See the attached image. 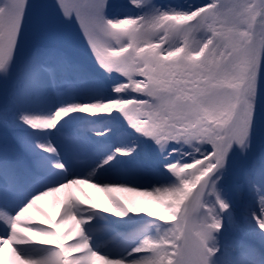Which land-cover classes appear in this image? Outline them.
Segmentation results:
<instances>
[{
  "label": "snow or ice",
  "instance_id": "snow-or-ice-1",
  "mask_svg": "<svg viewBox=\"0 0 264 264\" xmlns=\"http://www.w3.org/2000/svg\"><path fill=\"white\" fill-rule=\"evenodd\" d=\"M130 5L0 0V264L4 245L18 264H264V0ZM73 20L92 67L67 50ZM78 184L108 205L69 196L28 225L39 241L18 231Z\"/></svg>",
  "mask_w": 264,
  "mask_h": 264
},
{
  "label": "bare ground",
  "instance_id": "bare-ground-1",
  "mask_svg": "<svg viewBox=\"0 0 264 264\" xmlns=\"http://www.w3.org/2000/svg\"><path fill=\"white\" fill-rule=\"evenodd\" d=\"M4 102L5 91H3L1 94L0 105H3ZM0 135H2V133H0ZM70 135L71 134L69 133H65L63 138L54 137V140L56 143H67L70 140ZM71 159L72 170L85 172L88 171V169L84 167L88 159L86 156L74 154L72 155ZM145 182H147V180H145ZM148 190L150 191L151 189L149 188ZM114 195L121 197L125 201V203H128L129 205H138L142 208H145L146 211L155 212L157 215L166 214L151 196H145L140 194L139 192L125 191H116L114 192ZM69 196L77 197L89 204H98L101 207L108 205L106 194L99 191L98 189L92 188L87 184L71 185L67 188L61 189L59 192L50 193L48 196L43 197L40 201H37V205L29 209L28 213H26L22 218L25 223L18 226V231L23 232L26 235H31L33 236V240L39 241L40 237L34 236L31 232L28 231V225L38 222H44L45 224H48L49 216L52 217L53 220H55L57 218V212L61 204L66 201ZM247 199L248 198H245V202L247 201ZM243 201H239L238 205L243 204ZM65 227H67V225H65ZM235 230L239 231L240 234L245 235L242 225L238 224ZM11 248V245H4V264H18V262H16L11 255ZM97 264H101V262L98 261Z\"/></svg>",
  "mask_w": 264,
  "mask_h": 264
},
{
  "label": "rangeland",
  "instance_id": "rangeland-1",
  "mask_svg": "<svg viewBox=\"0 0 264 264\" xmlns=\"http://www.w3.org/2000/svg\"><path fill=\"white\" fill-rule=\"evenodd\" d=\"M48 2H52V0H48ZM73 0H67V3L71 5ZM201 0H152V3L157 6H175L177 4H191V3H200ZM109 3L116 6L114 9H110V12H115L119 10L120 6L129 5L131 11H138L139 9L135 5H130V0H109ZM74 15V13H73ZM81 29L78 26V23L73 20V23L68 27L67 33L70 36V41L66 45L67 50L78 60L82 61L89 67L93 66V61L91 54L87 50V45L85 43V38L81 34ZM5 91V86L3 83H0V100L1 94ZM241 168L242 162L239 158H235L233 162V181L238 184V187L235 191V199L237 204L239 201L245 202V198H248V193L246 192L243 182L241 180ZM239 222L236 221V225L238 226ZM241 236H244L241 234Z\"/></svg>",
  "mask_w": 264,
  "mask_h": 264
}]
</instances>
